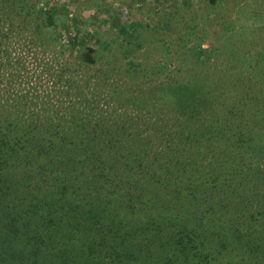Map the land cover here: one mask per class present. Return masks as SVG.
<instances>
[{
    "label": "trees",
    "instance_id": "obj_1",
    "mask_svg": "<svg viewBox=\"0 0 264 264\" xmlns=\"http://www.w3.org/2000/svg\"><path fill=\"white\" fill-rule=\"evenodd\" d=\"M38 2L0 0V264H264L260 108L248 115L197 77L167 82L174 100L127 131L116 122L128 116L91 110L92 91L115 81L86 83L48 46L40 35L55 42L61 21ZM19 32L32 35L36 67ZM80 42L94 64L98 49Z\"/></svg>",
    "mask_w": 264,
    "mask_h": 264
},
{
    "label": "rangeland",
    "instance_id": "obj_2",
    "mask_svg": "<svg viewBox=\"0 0 264 264\" xmlns=\"http://www.w3.org/2000/svg\"><path fill=\"white\" fill-rule=\"evenodd\" d=\"M38 5L55 9L61 21L55 42L40 35L51 49L69 59L86 83L106 77L115 81L91 90L95 114L104 110L114 119L128 116L116 124L127 131L142 130L147 124L141 118L154 120L150 107L165 97L174 100L175 95L162 90L167 82L187 86L191 80L194 86L197 77L207 81L215 98L223 95L238 107L244 104L248 115L260 108L254 129L264 133V0H39ZM55 32L50 29V34ZM14 39L24 49L25 63L36 67L37 58L27 51L32 35L19 32ZM82 39L98 49L94 64L85 65L79 58ZM201 48L208 51L203 57ZM10 49L15 50L12 42ZM243 94L249 96L247 102ZM139 96L147 101L138 104ZM220 102L216 110L224 112L227 106ZM164 103L168 106L169 100ZM130 117L132 126L126 122ZM128 181L136 184L138 178ZM261 239L258 253L264 257V231Z\"/></svg>",
    "mask_w": 264,
    "mask_h": 264
}]
</instances>
